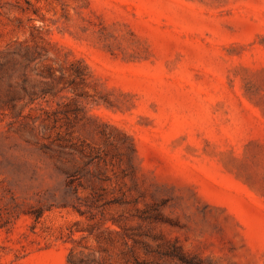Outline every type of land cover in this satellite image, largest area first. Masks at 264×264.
Here are the masks:
<instances>
[{
	"label": "rangeland",
	"instance_id": "obj_1",
	"mask_svg": "<svg viewBox=\"0 0 264 264\" xmlns=\"http://www.w3.org/2000/svg\"><path fill=\"white\" fill-rule=\"evenodd\" d=\"M0 196V264H264V0H0Z\"/></svg>",
	"mask_w": 264,
	"mask_h": 264
},
{
	"label": "trees",
	"instance_id": "obj_2",
	"mask_svg": "<svg viewBox=\"0 0 264 264\" xmlns=\"http://www.w3.org/2000/svg\"><path fill=\"white\" fill-rule=\"evenodd\" d=\"M49 75L52 77V74ZM62 150H59V154H64L65 152V147L60 146ZM82 156H86V153L83 152L82 150L78 151ZM98 157H93L92 155L90 156V161H95ZM71 163L75 168L69 172H64L67 178L66 182V191L64 194L63 198V203L62 205H69L71 204L75 209H78L79 211L81 210V200L82 197L79 192V186L75 184V182L79 179L80 175V170L79 168H76L77 161L76 160H71ZM1 201L2 197L0 196V228L7 227L9 223H12L14 221V210L13 211H8L7 208H4L1 206ZM54 207L53 204L49 206H44L40 207L37 209L32 210L29 212V215L34 217L35 221L38 222L46 213V211L51 210ZM7 217V219H5ZM16 218L19 217V215L15 216ZM76 252L75 250H72L68 256V264H100L99 261L92 259V260H87L81 257H76Z\"/></svg>",
	"mask_w": 264,
	"mask_h": 264
}]
</instances>
